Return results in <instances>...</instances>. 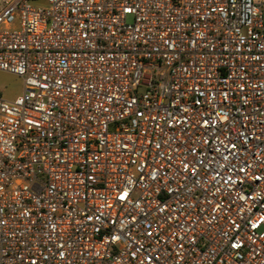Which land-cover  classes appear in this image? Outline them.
Listing matches in <instances>:
<instances>
[{
  "label": "built area",
  "instance_id": "1",
  "mask_svg": "<svg viewBox=\"0 0 264 264\" xmlns=\"http://www.w3.org/2000/svg\"><path fill=\"white\" fill-rule=\"evenodd\" d=\"M0 72V264H264V0H0Z\"/></svg>",
  "mask_w": 264,
  "mask_h": 264
},
{
  "label": "rangeland",
  "instance_id": "2",
  "mask_svg": "<svg viewBox=\"0 0 264 264\" xmlns=\"http://www.w3.org/2000/svg\"><path fill=\"white\" fill-rule=\"evenodd\" d=\"M22 82L20 79L0 72V97L6 100H13L20 95ZM141 93V91H140Z\"/></svg>",
  "mask_w": 264,
  "mask_h": 264
}]
</instances>
